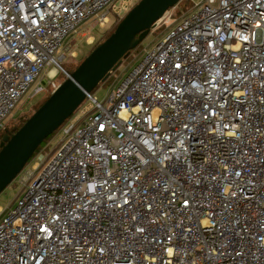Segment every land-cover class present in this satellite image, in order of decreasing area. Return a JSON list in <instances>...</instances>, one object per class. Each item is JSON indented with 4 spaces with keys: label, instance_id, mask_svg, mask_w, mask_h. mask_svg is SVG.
Segmentation results:
<instances>
[{
    "label": "built area",
    "instance_id": "obj_1",
    "mask_svg": "<svg viewBox=\"0 0 264 264\" xmlns=\"http://www.w3.org/2000/svg\"><path fill=\"white\" fill-rule=\"evenodd\" d=\"M116 1L0 0V131ZM162 21L174 29L23 170L0 264H264V0Z\"/></svg>",
    "mask_w": 264,
    "mask_h": 264
},
{
    "label": "water",
    "instance_id": "obj_2",
    "mask_svg": "<svg viewBox=\"0 0 264 264\" xmlns=\"http://www.w3.org/2000/svg\"><path fill=\"white\" fill-rule=\"evenodd\" d=\"M182 0H140L115 31L69 73L46 102L14 133L0 141V195L23 172L39 147L73 116L92 92L122 66L157 22Z\"/></svg>",
    "mask_w": 264,
    "mask_h": 264
},
{
    "label": "rangeland",
    "instance_id": "obj_3",
    "mask_svg": "<svg viewBox=\"0 0 264 264\" xmlns=\"http://www.w3.org/2000/svg\"><path fill=\"white\" fill-rule=\"evenodd\" d=\"M139 0H117L110 12V22L105 27L101 28L96 26L93 20L85 22L75 34L67 38L63 43V46L59 52L61 55L64 51L66 52V47L70 46V53L75 54L74 57L68 56L65 62L63 63V68L68 72L67 69H72L77 66L81 61H83L89 53L102 42L104 37L110 33L126 16V14L136 5ZM201 0H190L186 5L183 6L181 13L175 15V19L179 22L181 21V16L185 14L194 4L199 3ZM163 21L159 22L156 27L151 30L149 36L143 41V43L133 50L129 57L124 60L122 66L112 73L108 80L100 84L98 89L95 92V96L98 100L102 101L106 98L108 93L123 79L129 74V72L138 65L143 58L146 56L147 52L152 50L162 41L167 33V27L163 26ZM175 25L172 26L169 30L174 29ZM74 58V59H73ZM46 78V77H44ZM66 75L64 72L59 70L57 77L50 81L49 84L44 88V90L37 94L36 96L31 97L33 89L30 90L20 101L16 109L6 120L5 127L12 128L17 126L23 117L30 116L35 108L42 103L48 96L52 94L55 88L64 82ZM93 110V104L90 101H85L82 106L77 110V112L72 116V119H79L84 114ZM3 133V130L0 131V138ZM63 138L61 129L57 130L50 140L43 144L42 149H45L47 152H53L60 144ZM34 158V157H33ZM33 158L29 161L26 166V169L31 166ZM23 174L21 173L13 183L7 187V189L0 195V208L5 211L4 215H7L12 211L18 204L19 198L22 194V186L19 183V179Z\"/></svg>",
    "mask_w": 264,
    "mask_h": 264
},
{
    "label": "trees",
    "instance_id": "obj_4",
    "mask_svg": "<svg viewBox=\"0 0 264 264\" xmlns=\"http://www.w3.org/2000/svg\"><path fill=\"white\" fill-rule=\"evenodd\" d=\"M140 1V0H139ZM139 1L137 2V3H139ZM190 0H182L177 6H175L174 8H171L169 11H168V13H170V12H173V16H174V18H175V15L176 14H179V13H181V10L183 9V6L184 5H186L188 2H189ZM136 3V4H137ZM121 22V21H120ZM160 22V21H159ZM159 22H157V24L159 23ZM156 24V25H157ZM118 26V25H117ZM117 26L110 32V33H108L105 37H104V39L102 40V42L103 41H105L114 31H115V29L117 28ZM101 42V43H102ZM100 44V43H99ZM93 51V50H92ZM91 51V52H92ZM90 52V53H91ZM89 53V54H90ZM74 59V58H73ZM84 61V60H83ZM83 61H81L77 66H75L74 68H72V69H67L68 70V72L69 73H73L78 67H79V65L83 62ZM100 86V85H99ZM98 86V87H99ZM98 87L92 92V95H94L95 94V92H96V90L98 89ZM50 96H48L42 103H40L36 108H35V110H34V112L30 115V116H27V117H23L22 119H21V121H20V123L17 125V126H15V127H12V128H8L7 126L5 127V130H3V133H2V135H1V138H0V141H1V139H2V137L6 134V133H14L16 130H18L19 128H21L25 123H26V121L46 102V100L49 98ZM87 101V100H86ZM71 118H72V116H71ZM68 121V120H67ZM60 129V128H59ZM52 137V135L49 137V138H47V140L43 143V144H45L46 142H48L49 140H50V138ZM43 144L39 147V149L37 150V152L35 153V155L37 154V153H39V151H41L42 150V147H43Z\"/></svg>",
    "mask_w": 264,
    "mask_h": 264
},
{
    "label": "bare ground",
    "instance_id": "obj_5",
    "mask_svg": "<svg viewBox=\"0 0 264 264\" xmlns=\"http://www.w3.org/2000/svg\"><path fill=\"white\" fill-rule=\"evenodd\" d=\"M54 73V72H53Z\"/></svg>",
    "mask_w": 264,
    "mask_h": 264
}]
</instances>
